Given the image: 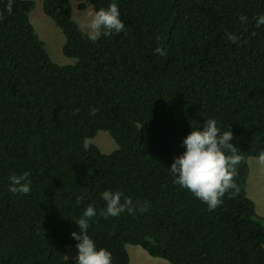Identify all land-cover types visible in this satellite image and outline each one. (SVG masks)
<instances>
[{
  "label": "trees",
  "instance_id": "1",
  "mask_svg": "<svg viewBox=\"0 0 264 264\" xmlns=\"http://www.w3.org/2000/svg\"><path fill=\"white\" fill-rule=\"evenodd\" d=\"M116 2L125 31L93 43L70 0H43L76 60L61 65L30 19L35 1L0 0V264H78L67 246L89 205L88 234L113 264L131 263L128 245L172 264H264V217L246 188L249 158L264 156V0ZM208 119L230 127L241 157L239 191L211 211L169 169L192 124ZM101 129L117 150L92 142ZM23 172L31 192H9ZM107 189L147 210L101 215Z\"/></svg>",
  "mask_w": 264,
  "mask_h": 264
},
{
  "label": "clouds",
  "instance_id": "2",
  "mask_svg": "<svg viewBox=\"0 0 264 264\" xmlns=\"http://www.w3.org/2000/svg\"><path fill=\"white\" fill-rule=\"evenodd\" d=\"M240 22L247 23L248 17L241 15ZM256 26H264V14L256 17ZM125 31V22L121 19V12L116 0L107 8H99L89 14L83 34L87 40L95 43L101 36H111ZM227 39L232 43L239 40L234 33H226ZM158 55L164 56L165 50L159 46L155 49ZM92 109L91 114H95ZM233 132L228 127L221 131L215 119L205 120L203 127L193 126L192 130L183 140L184 151L175 156L170 172L174 177L173 183L180 188L186 189L192 195L204 202L208 209L215 210L223 203V198L229 190L233 193L239 189L234 181L237 175V166L241 157L234 145ZM85 149L89 148L88 143H83ZM264 160V157L261 158ZM8 191L13 194H29L31 183L29 173L23 172L19 175L13 174L9 178ZM105 207L100 214L105 217H117L127 211L134 214L136 211L144 212L147 205L133 204L131 197L126 196L121 190L107 189L101 194ZM83 197H77L79 204ZM97 215L94 206L89 205L80 218L75 220L79 231L71 233L72 238L77 242L78 264H113L112 253L104 247H98L94 239L88 234L90 221Z\"/></svg>",
  "mask_w": 264,
  "mask_h": 264
},
{
  "label": "rangeland",
  "instance_id": "3",
  "mask_svg": "<svg viewBox=\"0 0 264 264\" xmlns=\"http://www.w3.org/2000/svg\"><path fill=\"white\" fill-rule=\"evenodd\" d=\"M35 7L30 13V19L39 33L42 40L45 41L46 48L56 63L65 62L69 59H74L65 55L63 48L66 42L65 34L62 29L51 19L44 11L43 0H34ZM73 5V17L85 30V25L89 19V14L95 11L94 6L86 0H70ZM85 4V9L81 7ZM103 153H111L119 148L118 143L112 137L109 131L99 130L96 136L92 139ZM262 157H250L249 165L251 167V174L249 173L247 180V193L250 198H254L257 203V209L264 212V160ZM258 161H262L259 163ZM142 250L137 253L131 250L130 255L132 264H172L168 260L160 257H154L148 253L147 250L141 246H137ZM78 254L76 245H68L66 257L68 259H75Z\"/></svg>",
  "mask_w": 264,
  "mask_h": 264
},
{
  "label": "crops",
  "instance_id": "4",
  "mask_svg": "<svg viewBox=\"0 0 264 264\" xmlns=\"http://www.w3.org/2000/svg\"><path fill=\"white\" fill-rule=\"evenodd\" d=\"M73 63H75L74 59H69V60H67V61H65L63 63L62 62H59V64H61V65L73 64ZM262 157H264V156H262ZM258 162L259 163H262V161H258ZM250 174H251V167H250ZM253 200L255 201L254 198H253ZM255 203H256V201H255ZM256 207H257V203H256ZM257 211H258V213L260 215H262L264 217V212H261L259 209H257ZM137 246L138 245H128V251H129V253L131 252V250L134 251V252H137L138 254L141 253L142 250H140V248H138ZM130 264H132V258H131V263Z\"/></svg>",
  "mask_w": 264,
  "mask_h": 264
}]
</instances>
